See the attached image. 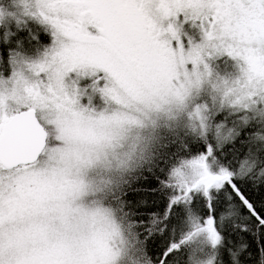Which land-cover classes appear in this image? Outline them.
<instances>
[{"label": "snow or ice", "instance_id": "1", "mask_svg": "<svg viewBox=\"0 0 264 264\" xmlns=\"http://www.w3.org/2000/svg\"><path fill=\"white\" fill-rule=\"evenodd\" d=\"M0 264H264V0H0Z\"/></svg>", "mask_w": 264, "mask_h": 264}]
</instances>
